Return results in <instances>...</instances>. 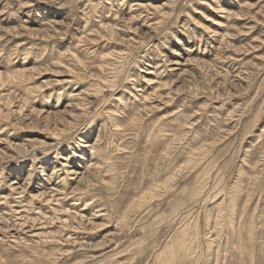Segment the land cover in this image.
Returning <instances> with one entry per match:
<instances>
[{"label": "rangeland", "instance_id": "374dc122", "mask_svg": "<svg viewBox=\"0 0 264 264\" xmlns=\"http://www.w3.org/2000/svg\"><path fill=\"white\" fill-rule=\"evenodd\" d=\"M0 264H264V0H0Z\"/></svg>", "mask_w": 264, "mask_h": 264}]
</instances>
